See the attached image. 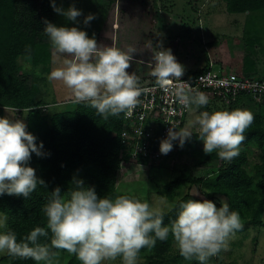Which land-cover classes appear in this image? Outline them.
<instances>
[{
    "label": "clouds",
    "instance_id": "1",
    "mask_svg": "<svg viewBox=\"0 0 264 264\" xmlns=\"http://www.w3.org/2000/svg\"><path fill=\"white\" fill-rule=\"evenodd\" d=\"M50 6L74 23L83 15L74 6L66 10L57 6L55 0H50ZM93 19L95 16L89 14L83 24L87 26ZM43 34L54 51L65 56L49 78L71 89L77 102H86L104 119L136 107L141 89L135 73L127 71L135 58V48L129 46L125 51L98 44L95 35L89 37L78 27H58L47 20ZM152 60L151 74L158 84L167 86L175 78L191 88L180 80L185 69L170 48L158 43ZM175 95L189 108L199 109L209 103L204 93L183 87L176 89ZM253 121V113L245 109L200 111L190 127L198 128L197 138L206 155L216 152L220 159L231 162L240 154L245 130ZM192 136L187 128L171 127L160 141L159 151L167 155L173 142L183 148ZM42 150L43 142L37 143L22 119L0 117V197L27 199L38 185L46 187L36 170L28 166L32 154L45 155ZM72 184L66 195L59 187L51 191L42 206L46 227H35L19 241L8 227L7 213L0 211V255L31 259L36 264H58L56 249L74 255L80 264H105L118 257L121 264H138L142 248L155 247L157 240L165 241L171 235L185 260L209 264L212 257L226 249L229 237L242 228L239 212L231 210L227 202L218 206L213 200L192 198L173 205L165 196L154 206L128 195L99 197L95 188L86 187L82 179L73 178ZM169 211H174L175 217L165 224ZM49 232L50 243H41L40 238Z\"/></svg>",
    "mask_w": 264,
    "mask_h": 264
},
{
    "label": "trees",
    "instance_id": "2",
    "mask_svg": "<svg viewBox=\"0 0 264 264\" xmlns=\"http://www.w3.org/2000/svg\"><path fill=\"white\" fill-rule=\"evenodd\" d=\"M219 1L225 4L229 14L264 12V0ZM54 16L50 0H0V117H4L5 110L24 115L27 131L37 137V143L43 142L42 151L45 154L41 157L32 154L28 166L36 170L37 177L45 182L46 187L38 185L27 199L22 196L0 197V211L7 213L8 227L16 233L18 241L35 227H46L42 206L48 202L53 189L59 187L61 194L66 195L74 186L73 178H76L82 179L86 187H94L99 197L114 198L120 195L119 172L129 162V156L121 143L124 112L104 119L86 102L74 99L60 110L47 113L48 107H54L55 101H48L42 94L48 88L44 74L50 75L52 62V46L43 34V28L44 20L54 24ZM259 41L260 38H257L253 44ZM19 59H25L33 73H26L24 66L18 65ZM243 65L241 75L264 80L255 76V62L249 55L244 58ZM204 70H208V62L196 72ZM244 99L252 100L241 96L226 106L234 109ZM261 105L264 107V101ZM244 135L246 139L240 146V154L231 162L220 159L216 152L206 155L203 148L194 151L198 159L196 167L209 168L219 160L214 182L202 184L201 178L185 177L166 183L163 194L171 198L185 185L200 184L207 190L203 194L208 200H214L216 195L225 197L230 209L239 212L242 225H262L264 126L261 114L254 115V121ZM252 146L261 154L260 163L254 166L253 173H249L246 168L247 153ZM137 162L146 165L147 158L139 157ZM192 198L185 196L175 204ZM174 217L175 212L169 211L164 223H169ZM50 239L49 232L47 237L40 238V242L50 243ZM173 244L171 235L165 241L157 240L155 247L142 248L138 259L146 261V264L180 262L184 259L180 254L171 255ZM54 250L59 252L55 259L63 264H80L74 255L65 250ZM221 254L222 251L212 257L209 264H222ZM0 263L36 264L31 259L10 257L7 254L0 258ZM188 264L198 262L191 260Z\"/></svg>",
    "mask_w": 264,
    "mask_h": 264
},
{
    "label": "rangeland",
    "instance_id": "3",
    "mask_svg": "<svg viewBox=\"0 0 264 264\" xmlns=\"http://www.w3.org/2000/svg\"><path fill=\"white\" fill-rule=\"evenodd\" d=\"M55 3L65 10L74 6L83 15L77 18L78 23H74L55 13L54 25L78 27L86 31L89 37L95 35L98 44L111 45L125 51L129 46L135 48V58L127 71L135 73L138 85L148 83L152 78V57L158 43L171 49L177 61L184 66V74L197 70L206 58L207 61L212 60L215 72L221 69L228 73L242 74L244 58L249 55L255 62V76L264 78V12L229 14L224 3L219 0H55ZM89 14L94 15L95 19L85 26L83 19ZM257 38H260V43L253 44ZM51 52L52 72L62 65L65 56L56 53L53 47ZM18 65H23L26 73H33L25 59H19ZM44 76L48 88L42 94L48 101H55L54 107L49 106L47 113L60 110L75 99L73 91L61 81L50 79L47 74ZM252 100H241L234 109L249 110L253 115L261 114L264 126V107L261 102ZM217 110L233 109L221 101H209L206 106L191 110L184 128L191 131L193 136L185 142L183 148L177 147L162 167L122 166L118 193L148 200L155 206L160 197H165L163 191L166 183L185 177L201 178L202 184L214 182L219 160L209 168L196 167L198 159L193 153L203 148V145L197 138L198 128L190 127V123L200 111ZM4 117L22 119L26 123L24 115L17 111L5 110ZM260 154L253 146L248 149L246 168L249 173H253L254 166L260 163ZM203 192L207 190L200 184L185 185L177 190L176 196L167 198L175 205L185 196L207 199ZM213 201L218 206L227 202L225 197L218 195L214 196ZM261 219L262 225H242L241 229L229 237L226 249L222 250V264H264V209ZM171 255H179L175 244ZM55 260L58 264H63L58 259ZM188 262L183 259L174 264ZM105 264H121V260L118 257ZM138 264H146V261L138 259Z\"/></svg>",
    "mask_w": 264,
    "mask_h": 264
},
{
    "label": "built area",
    "instance_id": "4",
    "mask_svg": "<svg viewBox=\"0 0 264 264\" xmlns=\"http://www.w3.org/2000/svg\"><path fill=\"white\" fill-rule=\"evenodd\" d=\"M213 67V62L209 61L208 70L180 77L182 82L191 86L190 89L175 78L169 85L162 86L153 76L150 82L138 85L141 89L138 104L134 109L124 112L121 132V143L129 156V165L161 167L177 150V142H173V149L163 155L159 151V144L167 136L169 128L184 129L186 119L195 107H185L179 102L175 95L178 88L202 92L209 101H221L225 104H231L241 96L258 102L264 101V80L221 69L215 72ZM139 157L147 158L146 165L137 162Z\"/></svg>",
    "mask_w": 264,
    "mask_h": 264
},
{
    "label": "crops",
    "instance_id": "5",
    "mask_svg": "<svg viewBox=\"0 0 264 264\" xmlns=\"http://www.w3.org/2000/svg\"><path fill=\"white\" fill-rule=\"evenodd\" d=\"M222 3H223V2H222ZM224 5H225V4H224ZM211 61H212V60H211ZM207 62H209V61H207V59H206L203 63L200 64V66L198 67L197 70H194V71H191V72H187V73H185V74H189V73H193V72H196V71L202 70V69L206 66ZM199 63H200V61L198 62V65H199Z\"/></svg>",
    "mask_w": 264,
    "mask_h": 264
}]
</instances>
